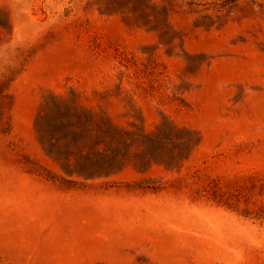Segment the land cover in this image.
<instances>
[{
	"label": "rangeland",
	"instance_id": "1",
	"mask_svg": "<svg viewBox=\"0 0 264 264\" xmlns=\"http://www.w3.org/2000/svg\"><path fill=\"white\" fill-rule=\"evenodd\" d=\"M0 0V264H264V6Z\"/></svg>",
	"mask_w": 264,
	"mask_h": 264
},
{
	"label": "trees",
	"instance_id": "2",
	"mask_svg": "<svg viewBox=\"0 0 264 264\" xmlns=\"http://www.w3.org/2000/svg\"><path fill=\"white\" fill-rule=\"evenodd\" d=\"M236 0H221L220 2H215L214 3V8H216L217 10H221L222 7L227 6L228 4H230L231 2H234ZM253 2H257L258 0H252ZM258 3L261 6H264V0L262 1H258Z\"/></svg>",
	"mask_w": 264,
	"mask_h": 264
}]
</instances>
